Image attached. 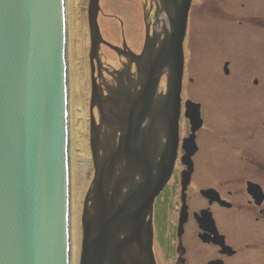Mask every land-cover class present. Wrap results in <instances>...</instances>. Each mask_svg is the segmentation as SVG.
Masks as SVG:
<instances>
[{"label": "water", "instance_id": "95a60500", "mask_svg": "<svg viewBox=\"0 0 264 264\" xmlns=\"http://www.w3.org/2000/svg\"><path fill=\"white\" fill-rule=\"evenodd\" d=\"M65 2L0 0V264H69ZM189 4H171L158 49L125 53L136 64L135 82L106 96L93 86L100 123L91 116L94 177L81 216L79 264H154L147 215L175 157L176 122L167 119L178 113ZM99 10V0H89L91 60L101 43L121 52L101 37ZM162 72L168 90L158 102Z\"/></svg>", "mask_w": 264, "mask_h": 264}, {"label": "flooded vegetation", "instance_id": "af4514ba", "mask_svg": "<svg viewBox=\"0 0 264 264\" xmlns=\"http://www.w3.org/2000/svg\"><path fill=\"white\" fill-rule=\"evenodd\" d=\"M263 1L238 0V3L240 6H244L246 2L259 5ZM192 5L193 0L188 11L184 40L185 65L190 54V31L194 14ZM171 7V4L162 5L160 0H142L139 16L143 22L144 34L140 35L142 41L139 49L133 50L124 37L119 44L123 46L124 40L126 47L136 54L146 47L151 51L158 49L169 29L168 20L172 14L168 11ZM216 9H222L219 3H216ZM119 44L116 45L120 46ZM111 50L118 58L117 66L93 63L90 70V80L93 79L99 94L102 92L110 95L120 83L129 84L138 78L136 64ZM217 63L222 67L225 64L232 66L233 61L228 58ZM229 74L226 75L231 80L224 79L233 86L238 80L231 78ZM192 81L189 78V82ZM187 90L188 83H185L184 77L174 168L153 201L151 220L156 264H264V103L262 101L260 109L255 106L252 109V103L256 105L258 99L250 97L252 88L244 83L241 90H246L248 96L235 95V103L245 105L251 102L250 106L238 113H226V117L229 114L230 118L227 120L231 123L240 122V129L247 123L245 118L250 117L252 127L242 129V134H237L239 129L235 131V135L223 138V144L218 148L228 156L208 157L205 152L214 143L213 149H218L216 139L219 131L207 132L210 142H199L201 131L206 129L207 105L193 99L191 88ZM165 91L166 72H163L157 87L156 101L161 102ZM189 101L200 104V127L198 120L191 118L195 108ZM96 102L94 101L93 113L98 122L99 109ZM223 102L226 103V100ZM173 120L176 122L172 112L167 121ZM217 121L222 122L218 118ZM164 137L162 134L160 144L165 140ZM202 160L205 165L216 160H226L229 169L212 178L201 173Z\"/></svg>", "mask_w": 264, "mask_h": 264}, {"label": "rangeland", "instance_id": "374dc122", "mask_svg": "<svg viewBox=\"0 0 264 264\" xmlns=\"http://www.w3.org/2000/svg\"><path fill=\"white\" fill-rule=\"evenodd\" d=\"M82 2L87 3L86 0H68L65 25L70 98L69 150L72 153L70 182L73 264H79L82 239L81 212L93 178L89 148L92 63L89 62L88 53L91 40L87 11L81 7ZM216 3L221 5V10L216 9ZM141 6L142 0H100L101 12L98 23L102 37L113 44H119L124 37L133 50L139 49L142 41L140 35L144 34L143 22L139 16ZM192 8L194 14L190 31V54L184 67L185 83H188L187 91L191 88L193 99L207 105L206 129L201 131L199 142L201 144L210 142L207 132L216 130L219 131L216 139L218 148L223 144V138L235 135V131H238L241 125L240 122L231 123L227 120L230 117L229 114L226 117V113H238L250 106L251 102L245 105L235 103V95L248 96L246 90L243 92L241 90L244 83L252 88L250 97L258 99L256 105L252 103V109L254 106L260 109L262 101L264 103V1L259 5L246 2L244 6H240L238 0H193ZM228 58L233 61L230 77L238 80L233 86L224 79L229 78L224 76L221 64L217 63ZM98 59L103 64L118 65L115 53L105 45L101 46ZM93 63L97 64L96 61ZM189 78L193 79L192 83L189 82ZM254 80L256 85H252ZM217 118L222 122L218 123ZM245 120L247 123L242 129L246 130L252 127V124L250 117H246ZM242 129L237 134H242ZM213 147L205 152L206 156L229 155L223 154L222 149L214 150ZM213 162L205 165L202 160L201 173L215 178L229 169L226 160Z\"/></svg>", "mask_w": 264, "mask_h": 264}, {"label": "bare ground", "instance_id": "6f19581e", "mask_svg": "<svg viewBox=\"0 0 264 264\" xmlns=\"http://www.w3.org/2000/svg\"><path fill=\"white\" fill-rule=\"evenodd\" d=\"M172 3L173 2H176V0H170ZM65 54H66V50H65ZM66 112L68 113V109H67V107H66ZM68 121H69V117H68ZM71 139V130L69 129V135H67V137H66V141L67 142H69V140ZM67 146V145H66ZM138 152L139 153H141L142 151L138 148L137 150H135V152H134V156H133V158H132V160L134 159V158H136V155L138 154ZM67 158H68V163H69V166H68V170H69V172H70V175H71V172H72V166H71V163H72V153L69 151H67ZM142 160H145V158H142ZM147 172V171H146ZM138 176V175H137ZM151 177V176H150ZM70 195H71V184H70ZM69 211H70V222H69V225H68V230H70V236L72 235V223L73 222H71V198H70V206H69ZM68 211V212H69ZM113 227H115V224H113ZM120 237H122V235L120 234ZM129 245L132 247H134L135 248V250H136V252L137 251H139V245H141L140 244V242H138L137 240H136V238H135V236L134 235H130L129 234ZM71 247H72V239L70 238V248H69V251H68V255H69V264H73V261H72V249H71Z\"/></svg>", "mask_w": 264, "mask_h": 264}]
</instances>
